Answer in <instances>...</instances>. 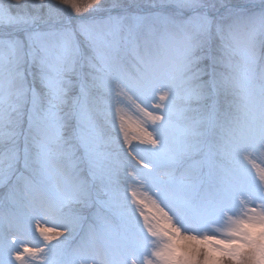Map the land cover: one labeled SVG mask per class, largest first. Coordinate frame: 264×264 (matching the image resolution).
Here are the masks:
<instances>
[{
    "label": "snow or ice",
    "instance_id": "6c2138e0",
    "mask_svg": "<svg viewBox=\"0 0 264 264\" xmlns=\"http://www.w3.org/2000/svg\"><path fill=\"white\" fill-rule=\"evenodd\" d=\"M56 2L79 18L74 28L42 17L53 0H0V264H264V167L252 183L240 163L264 156V66L257 85L250 27L264 23V0L229 8L224 22L207 11L172 15L202 0H162L161 11L102 20L84 17L104 11V0ZM157 25L178 28L182 39L157 40ZM212 34L223 55H197ZM206 59L228 71H206ZM229 87L238 115L225 127L208 103L193 131L220 134L203 156L195 141L178 154L168 135L176 100L206 104ZM112 115L131 163L111 150L101 122ZM73 139L95 193L66 147ZM133 142L149 159L132 154ZM122 175L136 186L122 190Z\"/></svg>",
    "mask_w": 264,
    "mask_h": 264
},
{
    "label": "rangeland",
    "instance_id": "374dc122",
    "mask_svg": "<svg viewBox=\"0 0 264 264\" xmlns=\"http://www.w3.org/2000/svg\"><path fill=\"white\" fill-rule=\"evenodd\" d=\"M162 0H104V11L99 12H90L87 14L85 19L92 18L97 20H102L104 17L113 14H123L126 11H137L141 14H150L152 12L161 11L160 8ZM166 2V0H165ZM247 0H202V3L205 7L197 8L193 11H182L180 9H175L172 12V15L176 16L179 20H185L187 17L192 16L196 13H203L207 11L209 16H211L215 21L220 20L224 22V18L228 15L229 8L235 6L244 5ZM118 5L113 8V4ZM156 4L157 7L153 8L152 4ZM70 9H65L61 6L56 0H53L52 3V11L51 13L42 12L41 15L43 18L48 19L49 23L56 22V26H71L75 27L78 17L71 15ZM245 27H249V25H245ZM256 32V51L259 57V62L257 66L256 72V84H260V67L264 66V23L256 21L251 24ZM156 38L159 39H167L171 44L176 45L182 39V33L178 28H174L169 26L167 31L162 26H156ZM197 55H202L206 58L220 57L223 55L221 42L218 38L212 34L208 38V42L206 45L198 51ZM233 63L242 62L239 55L232 57ZM205 68L206 71H211L213 69H218L220 71L227 72V68L221 65H215L211 63L210 59H206L201 65ZM190 75V73H189ZM123 103V102H122ZM208 103H215L218 107V116L219 121L225 127H227L228 122L235 118L238 115V108L240 105V99L236 91L229 87L227 90H221L218 95L214 94L209 102L206 104H185L182 99H177L175 102V112L170 117L171 119V127L168 130V135L173 141V146L178 154L182 153L187 144L195 141L203 146V150L201 152V156H203L204 152L207 151V147L209 143L214 142V140L218 137L221 132L220 128H217L213 131L207 132L204 135H197L195 132H203L204 128L200 127L193 131V126L195 122L201 117V115L207 110ZM147 106V105H146ZM128 109L127 115L132 119H143L142 114L136 110L131 105H125ZM165 115V120H169V116L167 113ZM110 124L103 125L105 128V134L107 136H111L114 138V144L111 146V150L120 153V157L122 160H125L131 163V159L128 156L129 149L123 146V141L120 139L118 128L115 125V117L114 115L109 116ZM147 128L149 131H159V128L153 126L151 124H147ZM130 135H134V133L130 132ZM72 146L74 148V155L72 156L73 160H79L78 168L83 169L81 172V176L86 178L92 184V191L95 193V185L97 181H95L91 175H89V169L87 162L83 159V150L79 147V144L73 139L69 140L66 144V147ZM130 151L133 155L140 157L142 159H149L150 153L145 148L144 145L137 144L133 142ZM149 162H151L149 160ZM185 163L188 161L185 160ZM241 166L245 169V171L249 174V177L252 183H255L254 170L258 167H264V156H262L259 152H255L251 161L245 163L243 161L240 162ZM134 170L139 171L137 166L133 165ZM180 167L177 168V176L180 174ZM121 188L122 190H126L129 185L135 187V180L131 179L127 176L120 177ZM76 207V206H74ZM148 212V210H145ZM149 215H152L151 212H148ZM163 217L162 215H160ZM164 218V217H163ZM218 226L222 224V222H217ZM209 233L212 232L211 229H207ZM169 236L173 238H177L170 230H168ZM215 239H223L222 235L219 233L213 234ZM33 243H37L33 241Z\"/></svg>",
    "mask_w": 264,
    "mask_h": 264
},
{
    "label": "bare ground",
    "instance_id": "6f19581e",
    "mask_svg": "<svg viewBox=\"0 0 264 264\" xmlns=\"http://www.w3.org/2000/svg\"><path fill=\"white\" fill-rule=\"evenodd\" d=\"M162 221L166 222L163 217L159 216V218L157 219V223L160 224Z\"/></svg>",
    "mask_w": 264,
    "mask_h": 264
}]
</instances>
